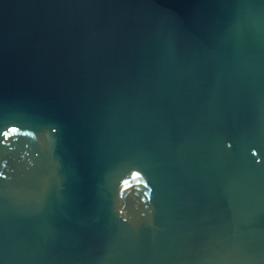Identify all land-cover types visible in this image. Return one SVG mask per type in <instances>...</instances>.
<instances>
[{"label":"water","instance_id":"obj_1","mask_svg":"<svg viewBox=\"0 0 264 264\" xmlns=\"http://www.w3.org/2000/svg\"><path fill=\"white\" fill-rule=\"evenodd\" d=\"M0 264H264V0H0Z\"/></svg>","mask_w":264,"mask_h":264}]
</instances>
